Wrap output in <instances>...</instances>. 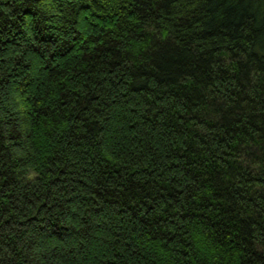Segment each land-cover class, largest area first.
Wrapping results in <instances>:
<instances>
[{"label":"trees","instance_id":"trees-1","mask_svg":"<svg viewBox=\"0 0 264 264\" xmlns=\"http://www.w3.org/2000/svg\"><path fill=\"white\" fill-rule=\"evenodd\" d=\"M0 264H264V0H0Z\"/></svg>","mask_w":264,"mask_h":264}]
</instances>
